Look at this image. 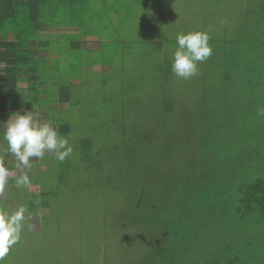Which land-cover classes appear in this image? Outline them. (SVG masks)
<instances>
[{
    "label": "rangeland",
    "instance_id": "1",
    "mask_svg": "<svg viewBox=\"0 0 264 264\" xmlns=\"http://www.w3.org/2000/svg\"><path fill=\"white\" fill-rule=\"evenodd\" d=\"M41 21L40 29L22 17L5 26L6 35L19 31L23 38L47 42L34 62L39 79L15 94L11 115L33 108L42 123L58 130L59 125L69 126L64 137L73 153L63 162L46 153L32 158L30 168L17 167L3 139L9 118L0 125V162L9 164L4 167L13 180L7 179L0 191V208L10 214L26 209L21 238L0 264H264V222L249 219L232 226L204 215L203 187L217 193L221 184L212 180L225 183L219 150H209L212 156L205 162H193L186 146L187 154L172 161L171 190L182 209L170 213L186 218L165 226L164 237L162 226L139 223L117 181L104 180L110 169L101 167L94 176L82 177L74 166L66 170L77 163L83 126L113 130L108 112L112 102L124 99V90L147 96L139 85L146 83L143 90L152 91L156 81L162 83L151 77L171 65L178 33L211 29L210 45H227L234 67L252 71L242 77H262L255 81L264 85V0H87L45 7ZM125 77L133 85H119ZM67 84L83 92V101L57 104L60 85ZM100 140L90 146L101 148ZM22 175H27V185L17 183Z\"/></svg>",
    "mask_w": 264,
    "mask_h": 264
},
{
    "label": "trees",
    "instance_id": "2",
    "mask_svg": "<svg viewBox=\"0 0 264 264\" xmlns=\"http://www.w3.org/2000/svg\"><path fill=\"white\" fill-rule=\"evenodd\" d=\"M86 1L0 0V125L11 115L16 104L15 94H21L29 81L39 79L34 62L47 47L46 41L23 38L19 31L6 35V24L22 17L28 19L32 28L40 29L45 7ZM212 45V55L202 62L204 65L199 63L197 76L179 78L170 65L151 77L162 82L156 81L154 90H143V85L148 86L146 83L138 86L141 93L149 92L147 96L140 93L132 96L124 90L121 93L124 99L114 100L108 112L113 130L99 132L97 124L83 126L78 138L81 148L77 163H70L66 169L69 172L74 166L72 169L81 177L94 176L93 171L101 167L104 171L110 169L104 180L117 181V187H122L120 191L128 193L139 223L162 226V237L172 222L177 220L180 224L186 218L184 213L180 217L170 213V209H182L173 198L171 170L172 161L187 154L186 146L192 149L193 156H189L193 162L195 159L205 162L212 156L208 153L211 149L224 155V165L219 167L225 183L212 180L214 184H221L217 193L203 187L205 217L226 221L232 226L249 219L264 222V85L255 81L262 77L252 74L242 77L243 72L252 71H238L234 67L232 49L227 45L218 48ZM129 78L122 79L126 82L119 85H133L127 84ZM58 94L57 104L83 101V92L68 84L67 87L60 85ZM58 131L64 137L69 126L59 125ZM98 138L103 146L92 148L90 144ZM8 180L13 181L10 177ZM150 236H154L153 231Z\"/></svg>",
    "mask_w": 264,
    "mask_h": 264
},
{
    "label": "clouds",
    "instance_id": "3",
    "mask_svg": "<svg viewBox=\"0 0 264 264\" xmlns=\"http://www.w3.org/2000/svg\"><path fill=\"white\" fill-rule=\"evenodd\" d=\"M209 31L211 29L194 30L175 36L171 70L177 77L189 79L199 74L198 64L206 61L213 51L209 43ZM6 125L3 139L7 143L8 151L17 158V167L30 168L32 158H42L46 153L59 162H63L73 153V146L68 139L60 135L50 122L42 123L39 113L33 108L23 114L13 113ZM8 175L7 169L0 162V191H3ZM17 183L27 185V175H22ZM25 212L24 207L11 214L0 208V260L20 240Z\"/></svg>",
    "mask_w": 264,
    "mask_h": 264
},
{
    "label": "crops",
    "instance_id": "4",
    "mask_svg": "<svg viewBox=\"0 0 264 264\" xmlns=\"http://www.w3.org/2000/svg\"><path fill=\"white\" fill-rule=\"evenodd\" d=\"M53 27V26H52Z\"/></svg>",
    "mask_w": 264,
    "mask_h": 264
}]
</instances>
